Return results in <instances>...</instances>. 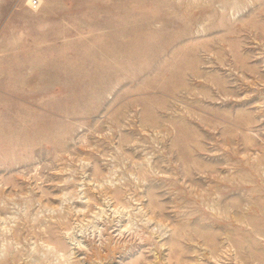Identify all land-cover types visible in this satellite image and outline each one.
Instances as JSON below:
<instances>
[{
  "label": "rangeland",
  "instance_id": "374dc122",
  "mask_svg": "<svg viewBox=\"0 0 264 264\" xmlns=\"http://www.w3.org/2000/svg\"><path fill=\"white\" fill-rule=\"evenodd\" d=\"M0 0V264H264V0Z\"/></svg>",
  "mask_w": 264,
  "mask_h": 264
},
{
  "label": "built area",
  "instance_id": "2783aa9c",
  "mask_svg": "<svg viewBox=\"0 0 264 264\" xmlns=\"http://www.w3.org/2000/svg\"><path fill=\"white\" fill-rule=\"evenodd\" d=\"M40 4H41V1L40 0H32L31 1V6L33 8H38L40 6Z\"/></svg>",
  "mask_w": 264,
  "mask_h": 264
}]
</instances>
